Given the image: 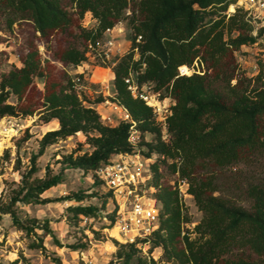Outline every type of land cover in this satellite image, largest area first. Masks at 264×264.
Wrapping results in <instances>:
<instances>
[{
	"label": "trees",
	"instance_id": "obj_1",
	"mask_svg": "<svg viewBox=\"0 0 264 264\" xmlns=\"http://www.w3.org/2000/svg\"><path fill=\"white\" fill-rule=\"evenodd\" d=\"M235 2L0 0V10L12 15L10 22L14 18L28 19L42 36L53 31L74 32V37L83 41L80 42L82 47L72 42L52 52V59L63 65H80L87 58L89 44L95 47L106 28L128 18L130 45L112 66L114 99L127 109L135 122L140 134L138 146L145 147V150L139 149L140 152L155 156L150 166L160 212L149 252L159 247L161 259L171 264H264L237 253L248 250L258 257L264 256V188L248 184L246 195L251 205L246 209L215 194L218 191L215 180L199 172L208 164L220 168L237 164L248 154L264 149L263 64L255 77L247 78L236 72L235 65L227 71L224 61L242 45L256 42L264 26L253 34L254 25L245 9L237 7L227 12L229 5ZM127 9L131 12L129 16H125ZM87 13L95 21L91 27L80 23ZM195 62L205 63L206 68L200 70L203 73H179V67L189 70L194 68ZM52 68L48 58H43L35 47H29L20 58V66L1 76L0 120L29 116L37 110L44 121L57 119L58 128L45 133L40 140L39 154L58 138L81 132L92 150L76 156L69 154L65 162L84 171L94 170L115 153L131 152L130 123L104 124L98 111L83 103L73 88L72 78L68 75L57 78ZM129 75L139 87L146 85L161 98L171 99L165 117L166 137L154 108L128 90L125 78ZM37 78L42 82L39 102L25 104L26 94ZM233 78L236 82L231 84ZM11 96H15L16 103L9 102ZM145 134L152 138L145 140ZM160 164H166L170 172L187 179L186 192L202 213L191 227L187 226L190 218L177 185L161 183ZM35 172L33 158L30 169L22 174V194L13 198V202L20 199L24 204L44 203L48 200H41L40 195L62 180L61 174L40 178L33 177ZM87 196L76 192L58 198L76 203L66 208L75 223L81 222V217L100 216L109 193L99 207L82 204ZM3 213H9L12 225L18 230L34 236L29 248L44 249L43 236L51 233L46 221L43 224L28 219L22 221L11 207L0 208V219ZM103 216L111 227L114 210ZM36 229H41L43 234L38 235ZM121 247H126L118 252L122 264H131L133 260L135 264L159 263L152 256L138 255L133 244Z\"/></svg>",
	"mask_w": 264,
	"mask_h": 264
},
{
	"label": "rangeland",
	"instance_id": "obj_2",
	"mask_svg": "<svg viewBox=\"0 0 264 264\" xmlns=\"http://www.w3.org/2000/svg\"><path fill=\"white\" fill-rule=\"evenodd\" d=\"M245 6L244 0H236L235 3L229 5L227 12L231 13L237 7L246 9ZM251 11V20L254 25L253 34H256L257 29L264 26V12ZM130 14V9H127L125 16ZM11 16L9 12L0 10V79L11 68L20 66V58L25 55L29 47H35L43 58H48L57 78L68 75L73 79L79 73L82 74V87L76 91L85 105L94 107L100 117L111 114L114 119L117 118L110 111L112 109L107 101L115 95L112 83V66L118 58L127 52L130 45L128 39L130 28L127 17L116 23L113 32L103 34L96 50H87V58L84 62L78 66H72L54 61L51 54L54 50L72 42L82 47L80 42L83 41L74 37V32L71 34L53 31L42 36L36 31L32 21L14 18V21L10 22ZM80 23L84 27H91L95 21L87 13ZM110 40L113 41L112 45L107 44ZM109 47L111 50L107 57L104 52ZM224 61L227 71H230L235 65L236 72L247 78L255 77L263 64L262 80L264 82V32L256 42L242 45L238 50L233 51L231 56L227 55ZM205 68V63L195 62L194 68H189L188 74L194 71L203 73L200 70ZM235 82L236 79L233 78L231 84ZM41 87V80L35 79L34 85L26 94L28 100L25 104L39 102L38 91ZM143 91L151 96L150 105L154 110H159L160 115L168 113L171 104L169 97L161 98L159 93L152 92L146 85H143ZM99 98L102 100L97 101ZM9 102L16 103L17 99L15 96H11ZM101 121L107 124L104 119ZM58 126L57 119L52 118L49 121H44L42 113L38 110L29 116L5 117L0 120V208L11 207L22 221L34 220L38 224H43V221H46V225L51 230L50 234L43 236V250L31 249L29 244L34 240V236L27 235L24 231L13 226L9 213L1 214L0 263L122 264L118 252L126 250V247H121L126 244L113 237H118L117 230L112 226L108 227V222L103 216L107 209L112 207V203L106 196L108 192L104 184L91 171L72 167L65 162V157L69 154L76 156L92 150L86 143L85 135L78 132L65 138H58L46 145L42 153L39 154L40 140L44 134L57 129ZM151 138L152 135L145 134V140ZM137 149L145 150V147L138 146ZM33 158L36 167L33 177L43 178L61 174L62 180L40 195L41 200H48L44 203L24 204L20 199H15L13 202V198L20 197L22 194L20 191L22 174L30 169ZM159 172L162 174L161 183L163 185H177L178 175L170 172L166 164L159 165ZM199 172L203 176H210L215 180L218 186V191L215 194H220L229 202L249 209L251 200L246 195L248 184H259L264 188V149L248 154L246 159L237 164L222 168L208 164L200 168ZM76 192L88 195L82 204H93L99 207L105 196L109 204H106L104 209H100V216L88 219L81 217V222L75 223L66 208L76 203L58 200V198ZM181 197L190 218V223L187 226L191 227L192 224L200 220L202 213L194 204L193 197L185 191L183 186L181 187ZM89 224L90 226H88ZM102 226L105 227L101 228ZM35 231L38 235L43 234L41 229ZM237 253L264 263V256L258 257L248 250ZM137 254L152 256L159 262L158 264H171L161 259L162 250L159 247L152 249V252L148 250V255H145L142 250ZM131 264H135V260Z\"/></svg>",
	"mask_w": 264,
	"mask_h": 264
},
{
	"label": "built area",
	"instance_id": "obj_3",
	"mask_svg": "<svg viewBox=\"0 0 264 264\" xmlns=\"http://www.w3.org/2000/svg\"><path fill=\"white\" fill-rule=\"evenodd\" d=\"M245 10L247 16L251 17V10L264 12V0H244ZM254 15V14H253ZM117 24L106 28L104 34H109L114 31ZM140 37V36H139ZM139 40V38H137ZM113 41H108V45H112ZM94 47L88 45V49L96 50ZM109 47L104 53L108 57ZM179 73L183 74L179 67ZM81 77L79 73L72 79L73 88L76 91L81 89ZM128 90L133 96L142 98L148 105L151 104V96L143 91V85L138 86L132 75L125 78ZM77 92V91H76ZM111 106V114L101 116V119L106 121V125L114 126L120 121L129 122V137L128 142L131 144L133 150L131 152H118L106 161L101 163L91 172L104 184L106 191L109 193L108 199L112 203V207L106 212L114 210V221L112 227L117 229L118 237L113 236L119 242L124 244H133L138 251L142 250L145 255H148L151 238L153 232L159 225L160 203L155 197L156 188L152 184L153 172L150 164L154 161L155 156H146L137 149L140 134L135 127V122L131 119L127 109L119 104L114 99V96L107 101ZM153 107V106H152ZM160 121L164 137L165 133V117L166 114L160 115L159 110H154ZM177 174V173H176ZM178 175V174H177ZM188 186L186 178L178 176L177 188L181 194V187ZM109 203H107L108 205ZM108 222V220H106ZM149 257V256H147Z\"/></svg>",
	"mask_w": 264,
	"mask_h": 264
},
{
	"label": "bare ground",
	"instance_id": "obj_4",
	"mask_svg": "<svg viewBox=\"0 0 264 264\" xmlns=\"http://www.w3.org/2000/svg\"><path fill=\"white\" fill-rule=\"evenodd\" d=\"M180 70L182 71L183 74H188V68L185 66L180 67ZM114 229H116L115 227H113ZM112 229V228H111ZM117 230V229H116ZM118 236V235H117Z\"/></svg>",
	"mask_w": 264,
	"mask_h": 264
}]
</instances>
